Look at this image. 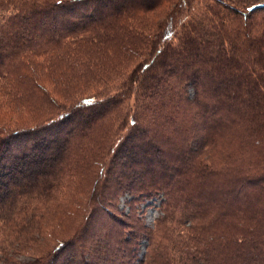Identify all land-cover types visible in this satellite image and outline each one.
<instances>
[{"label":"trees","instance_id":"obj_1","mask_svg":"<svg viewBox=\"0 0 264 264\" xmlns=\"http://www.w3.org/2000/svg\"><path fill=\"white\" fill-rule=\"evenodd\" d=\"M98 216L121 236L80 244ZM141 236V264H264V0H0V264Z\"/></svg>","mask_w":264,"mask_h":264},{"label":"rangeland","instance_id":"obj_2","mask_svg":"<svg viewBox=\"0 0 264 264\" xmlns=\"http://www.w3.org/2000/svg\"><path fill=\"white\" fill-rule=\"evenodd\" d=\"M58 194H61V192H59ZM119 194H120L119 198L118 199L116 198V200L114 202V205H117L118 208H114V210H116L118 212V214H120L119 208L121 210H124L126 212V214L128 212L133 213L134 211H136V216H134L132 219H130L129 225L125 226L126 229H128V228L131 229V227H133V228L138 229V231H141V229H142L141 222L143 224H145L149 230L154 228V227L156 228V226H157L156 223H157V219H158L157 217L162 215L161 211H160L159 200L149 199L146 202L142 201V200L141 201L138 200V201H136L137 203H135V202L129 203V202H127V198H126L127 194L126 193L120 191ZM112 210H113V208H112ZM125 215H123V216L125 217ZM140 218L142 221H140ZM69 221H65V224L63 226H66ZM93 222L95 224L90 225L86 229V231H84L83 240L81 239L79 241L80 244H83V243L86 244V242L90 243V241H93V244H94V239L96 237H100V239H97V241L99 240L101 242H106L110 239L109 233L113 234L112 235V241H113L114 237L119 238L121 236L122 232L119 233V231L121 229H125L124 225L123 226H121L120 224L111 225L110 223H112V221H110L108 216H105L104 218H101L100 216H98V217H96V219ZM160 222H164V221H160ZM162 225H164V224L162 223L160 226H162ZM61 231H62V229H61ZM139 240L141 242L139 244H137L135 251L128 252L127 257H124V253L127 252L125 247H127V246H124V245L116 246L115 245L112 248H110V250H107L106 251L107 254H111V253H113V251H119L120 252L119 255L112 254L111 257H109L110 258L109 260L111 261V263L112 264H124L123 263V258H124V259H130L129 264H141L140 259L145 254L146 249H147V251L149 250L150 246L146 247L147 246L146 242H148V239L145 240V237L141 236L139 238ZM51 244H53V243H51ZM69 249H71V247L68 248L66 250V252ZM79 258L81 259L80 260L81 262L87 263V264H92V263L86 262L87 259H90V260L92 259V261H94V263H97V264H103V261H104L103 259H100L98 257H88L87 258V256L82 254V253L79 254ZM21 262L23 264H25L26 261L24 259H22ZM117 262H119V263H117Z\"/></svg>","mask_w":264,"mask_h":264},{"label":"water","instance_id":"obj_3","mask_svg":"<svg viewBox=\"0 0 264 264\" xmlns=\"http://www.w3.org/2000/svg\"><path fill=\"white\" fill-rule=\"evenodd\" d=\"M260 6V5H257V7Z\"/></svg>","mask_w":264,"mask_h":264}]
</instances>
